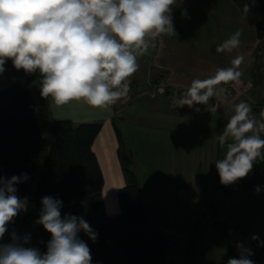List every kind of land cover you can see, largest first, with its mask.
Segmentation results:
<instances>
[{
	"label": "clouds",
	"instance_id": "obj_1",
	"mask_svg": "<svg viewBox=\"0 0 264 264\" xmlns=\"http://www.w3.org/2000/svg\"><path fill=\"white\" fill-rule=\"evenodd\" d=\"M176 0H0V74L11 60L26 75L38 74L33 83L40 96L57 107L83 102L96 109H108L126 97L131 77L139 70L138 57L146 54L163 35H176L172 7ZM245 15L250 6H243ZM186 14V13H185ZM237 30L217 52L231 53L241 45ZM242 54L231 66L218 68L205 79H193L179 106L209 105L226 99L224 85L239 84ZM231 115L217 139L226 148L215 161L220 183L231 185L246 178L258 160H264V110L261 119L251 115L246 101L229 105ZM199 109H197L198 111ZM211 111L216 106L210 107ZM27 174L0 176V239L9 224L28 210V198L17 195L16 185ZM255 191L260 192L256 187ZM37 224L50 233L46 252L28 246L30 236L11 234V243L0 244V264H92L91 250L79 237L83 231L95 242L97 234L83 218L61 215L62 201L41 199ZM257 240V236L252 237ZM239 258L227 264H254L250 249L238 244Z\"/></svg>",
	"mask_w": 264,
	"mask_h": 264
},
{
	"label": "crops",
	"instance_id": "obj_2",
	"mask_svg": "<svg viewBox=\"0 0 264 264\" xmlns=\"http://www.w3.org/2000/svg\"><path fill=\"white\" fill-rule=\"evenodd\" d=\"M262 3L264 0H250V13L245 15L233 0H176L171 13L176 35L159 37L154 42L155 47H150L146 54L138 57L142 73L136 72L131 80L135 86L147 87L138 90L136 97H147H138L128 110H123L122 106L119 108L121 101L108 109H96L75 101L57 107L47 100L52 119H70L75 124L101 123L92 149L104 178L102 197L106 213L118 211L117 200L115 203L112 193L125 183L113 125L118 127L117 118L122 124L132 119L140 123H146L145 120L154 117L158 119L151 122L154 125L151 131L155 132L159 140L146 139L145 143L149 158H152L149 174L153 180L173 183L174 188V184L179 183L178 190L181 185L183 187V183L204 181L207 176H211L213 181H220L215 161L223 158L226 148H221L217 137L222 134L231 115L229 105L246 101L251 105V115L256 119H261L260 113L264 110L261 106L264 101V53L260 58V66L256 65L252 56L259 42L255 21ZM237 30L242 32L240 47L231 53L217 52V46ZM240 54L244 56L239 68L243 79L241 89L225 95L226 99L210 101L208 106L196 104L189 107L173 103V98H181L193 79H205L214 75L218 68L230 67L232 59ZM256 69L263 75L260 85L252 82ZM156 79L164 82L166 90L156 98L150 97L154 100L150 102H155L157 106V113L132 109L135 103L140 102L138 100L149 97L146 92L149 90L148 83ZM173 91L178 92L171 98ZM213 105L216 110H209ZM113 179L118 181L116 186L113 185ZM241 181L245 183L244 186L231 188L228 195L221 192L218 195L227 198V204L232 209L235 206L242 208V218L237 213L233 219L238 229L240 227L251 241L253 236L258 237L256 245H245L264 249V160H258L252 172L237 182ZM106 183L108 189L111 188L107 197L104 196ZM256 187L260 188L259 193L255 191Z\"/></svg>",
	"mask_w": 264,
	"mask_h": 264
},
{
	"label": "trees",
	"instance_id": "obj_3",
	"mask_svg": "<svg viewBox=\"0 0 264 264\" xmlns=\"http://www.w3.org/2000/svg\"><path fill=\"white\" fill-rule=\"evenodd\" d=\"M233 1L245 14L243 6L250 0ZM255 27L259 42L252 56L260 66L264 53V3ZM4 67L5 72L0 74V176L11 178L27 174L28 180L16 185L17 195L33 202L31 211L9 224L4 244L12 242L11 234L15 232L21 237L29 235L28 246L46 252L51 236L36 221L42 207L41 199L51 196L62 201V217L65 214L83 217L97 234L93 242L83 231L79 233L91 250L92 264H173L167 258V239L153 222V208L148 210L140 197L138 175L131 166L132 153L124 152L119 128L112 122L125 183L116 190L118 211L108 214L102 197L104 178L92 149L101 123L75 124L70 119H53L49 128L50 147L40 165L43 137L32 95V82L38 74L17 71L11 60ZM261 106L264 107V101ZM231 188L233 186L219 185L217 190L228 195ZM208 208L217 220V202L210 200Z\"/></svg>",
	"mask_w": 264,
	"mask_h": 264
},
{
	"label": "rangeland",
	"instance_id": "obj_4",
	"mask_svg": "<svg viewBox=\"0 0 264 264\" xmlns=\"http://www.w3.org/2000/svg\"><path fill=\"white\" fill-rule=\"evenodd\" d=\"M137 72L142 73V70L139 69ZM37 78L38 75L33 82ZM156 81L160 82L162 80ZM33 82L32 95L43 137L40 153L41 165L50 147L49 128L53 119L48 105L45 106L47 104L46 100L43 101L44 98L40 96L39 87ZM140 88L145 89L147 87ZM148 88L149 90L146 92L153 93L150 87ZM137 91L135 90L134 94L129 93L119 100L121 101L119 108L122 106L123 110H128L130 104L137 101L138 97H147L146 95L136 97ZM173 92L176 95L178 91ZM154 93L155 95L152 98H156L160 94L158 92ZM173 96L170 97L173 98ZM150 97L149 95L145 100H138L140 102L135 103L132 109L139 108L137 109L138 112L155 114L157 106L155 102L154 104L150 102L154 101ZM145 121L146 123H140L132 119L127 124H122L118 118L116 119L123 150L128 155L132 153L131 166L138 175L140 197L148 206V210H150V207L153 208L154 214L151 213L153 214V222L162 230L167 239V258L173 264H227L230 258H239L240 251L237 245L242 244L252 251L253 254L249 258L254 261V264H264V250L259 247L246 246L249 244L256 245L257 241L249 240L246 234H243L242 229L240 227L238 229L233 223L237 213V216L242 218V208L235 206L232 209V206L227 204V198L218 195L220 192L217 190L218 186L224 187L225 185H222L219 181H213L211 176H207L204 181L183 183V187L181 185L180 190H178L179 183L174 184V188L173 183L153 180V177L149 174L152 158H149L145 143L146 139L155 142L159 140L154 134L155 132L151 131V129H154L151 122L158 121V119L154 117L152 120ZM153 134L154 137H152ZM114 179L113 185L116 186L118 181ZM242 185L244 183L241 181L227 186L241 187ZM110 189V187L108 189V183H106L104 187L105 197H107ZM112 197L116 203V189L113 190ZM210 200H214L218 204L217 220L208 212ZM229 202L232 204V199ZM32 208L33 202L28 198V210L26 212L22 211L17 217L31 211ZM5 235L0 239V244H4Z\"/></svg>",
	"mask_w": 264,
	"mask_h": 264
},
{
	"label": "built area",
	"instance_id": "obj_5",
	"mask_svg": "<svg viewBox=\"0 0 264 264\" xmlns=\"http://www.w3.org/2000/svg\"><path fill=\"white\" fill-rule=\"evenodd\" d=\"M242 85H243L242 76L240 77V83L239 84H235V85H233V84L224 85V87L226 88L225 95H228V94L232 93L234 90L241 89ZM148 86L150 87L151 91H153V93H149V95L151 97H153L155 95L154 92H158V93L162 94L163 91H165V88H164L165 84H164L163 81H160V82L159 81L151 82V83H148ZM140 89L141 88L139 86L133 85L132 84V80H131L129 93H133V92H135V90H140ZM173 95H174V92H173V94L171 96H173Z\"/></svg>",
	"mask_w": 264,
	"mask_h": 264
},
{
	"label": "water",
	"instance_id": "obj_6",
	"mask_svg": "<svg viewBox=\"0 0 264 264\" xmlns=\"http://www.w3.org/2000/svg\"><path fill=\"white\" fill-rule=\"evenodd\" d=\"M262 81H263V75L259 71H255L253 78H252V82L255 85H260Z\"/></svg>",
	"mask_w": 264,
	"mask_h": 264
},
{
	"label": "bare ground",
	"instance_id": "obj_7",
	"mask_svg": "<svg viewBox=\"0 0 264 264\" xmlns=\"http://www.w3.org/2000/svg\"><path fill=\"white\" fill-rule=\"evenodd\" d=\"M135 83V82H134Z\"/></svg>",
	"mask_w": 264,
	"mask_h": 264
}]
</instances>
